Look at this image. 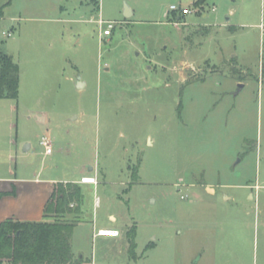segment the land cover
Instances as JSON below:
<instances>
[{"label": "rangeland", "instance_id": "rangeland-1", "mask_svg": "<svg viewBox=\"0 0 264 264\" xmlns=\"http://www.w3.org/2000/svg\"><path fill=\"white\" fill-rule=\"evenodd\" d=\"M0 52V176L95 178L48 218L82 263L264 264V0H0Z\"/></svg>", "mask_w": 264, "mask_h": 264}, {"label": "trees", "instance_id": "trees-1", "mask_svg": "<svg viewBox=\"0 0 264 264\" xmlns=\"http://www.w3.org/2000/svg\"><path fill=\"white\" fill-rule=\"evenodd\" d=\"M205 2V0H200ZM264 81V66L261 67ZM19 89V66L0 52V99L16 100ZM10 192H0V197ZM83 194L76 182H55L43 206V220L19 221L7 218L0 222V264H82L72 252L71 242L76 222L60 218L65 213L81 212ZM71 203H76L74 209ZM129 249L135 243V230L126 232Z\"/></svg>", "mask_w": 264, "mask_h": 264}, {"label": "crops", "instance_id": "crops-1", "mask_svg": "<svg viewBox=\"0 0 264 264\" xmlns=\"http://www.w3.org/2000/svg\"><path fill=\"white\" fill-rule=\"evenodd\" d=\"M132 14L133 13L131 12L130 16H132ZM37 122L43 125L46 124L48 122L47 115L45 113H41V115L37 116ZM44 155H48V154L44 152ZM43 169L45 170L46 168L44 167ZM47 169L49 171L51 170V168H47ZM44 170H41L40 168L38 171L33 172L29 177H17L15 175H14L15 177H11L13 172L9 168L8 175L0 176V192H10L12 189H14L15 191L14 194H6L0 197V222L7 218H13L19 221L43 220V206L47 198L49 197L53 184L59 181L61 182L66 181L65 177L59 178V177H52L51 175L43 176L42 173ZM78 182L80 183V186L83 183H91L85 180H80ZM96 183L97 181L95 180V183H91V184H96ZM227 198L229 197H226V199ZM112 216L113 215H110V218ZM113 217L115 218V216ZM98 229H109V228H98ZM111 229L117 230L114 227ZM118 235L113 238H117ZM96 237L105 238L111 236H96ZM73 240L74 239L72 236V242ZM72 242H71V247H72ZM72 252L75 255V251L72 250ZM82 264H88V263H82Z\"/></svg>", "mask_w": 264, "mask_h": 264}, {"label": "built area", "instance_id": "built-area-1", "mask_svg": "<svg viewBox=\"0 0 264 264\" xmlns=\"http://www.w3.org/2000/svg\"><path fill=\"white\" fill-rule=\"evenodd\" d=\"M214 10V9H212ZM169 12L175 13L177 15H187L192 13V11L190 10V8H182L180 6H176V5H170L169 7ZM104 23L106 24V28L103 30V34L108 35L110 34V31L113 27V23L111 21H104ZM3 36L5 37H9L11 35V32H3L2 33ZM40 145H42L44 147V152L49 154L52 152V145H51V140L49 135L44 134L40 137V141H39ZM82 180H88L87 178H83ZM87 182H91V183H95V180L93 178L89 179V181ZM110 230V231H108ZM118 235V231L117 230H112V229H97L94 232V236H111V237H115Z\"/></svg>", "mask_w": 264, "mask_h": 264}, {"label": "water", "instance_id": "water-1", "mask_svg": "<svg viewBox=\"0 0 264 264\" xmlns=\"http://www.w3.org/2000/svg\"><path fill=\"white\" fill-rule=\"evenodd\" d=\"M130 15H131V10L128 7H126L125 10H124V16L126 18H128V17H130ZM81 84H82V82L80 81V78L78 77L77 78V82H76L77 88H80ZM25 147H27V146L25 145ZM88 170H90V166H88Z\"/></svg>", "mask_w": 264, "mask_h": 264}, {"label": "bare ground", "instance_id": "bare-ground-1", "mask_svg": "<svg viewBox=\"0 0 264 264\" xmlns=\"http://www.w3.org/2000/svg\"><path fill=\"white\" fill-rule=\"evenodd\" d=\"M108 231H110V230H108Z\"/></svg>", "mask_w": 264, "mask_h": 264}]
</instances>
